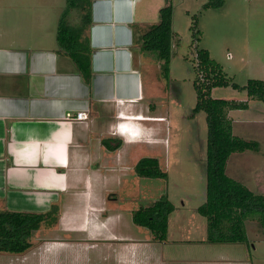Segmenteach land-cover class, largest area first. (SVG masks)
<instances>
[{
  "label": "crops",
  "instance_id": "0c3cea01",
  "mask_svg": "<svg viewBox=\"0 0 264 264\" xmlns=\"http://www.w3.org/2000/svg\"><path fill=\"white\" fill-rule=\"evenodd\" d=\"M149 13L145 0H93L90 83L59 51L50 30L36 37L45 42L43 47L20 36L7 41L0 33V212L52 210L44 222L53 223L50 228L88 237H40L38 246L10 257L12 262L84 264L83 252L107 245L126 250L119 259L136 264L149 248L115 232L112 225L121 215L108 212L109 201L116 200L110 184L123 181V173L110 166L124 165L126 146L165 141L155 123L167 122L169 116L149 102L162 95L161 86L165 89L161 71L156 77L152 73L160 67L159 58L142 61L141 53L154 52L133 50L135 38L157 23L156 13ZM35 23L48 25L42 18ZM80 111H87V120L74 119ZM112 135L125 143L113 151L103 144Z\"/></svg>",
  "mask_w": 264,
  "mask_h": 264
},
{
  "label": "rangeland",
  "instance_id": "374dc122",
  "mask_svg": "<svg viewBox=\"0 0 264 264\" xmlns=\"http://www.w3.org/2000/svg\"><path fill=\"white\" fill-rule=\"evenodd\" d=\"M145 1L149 5V17L156 13V22L161 8L172 6L174 36L170 73L168 77L162 75V61L159 59L160 67L152 73L156 77V73L161 71L159 77L165 89L161 86L162 95L148 99L157 112L169 116V121L155 123L160 125V135L164 134L161 136L165 139L162 144L127 145L124 165L110 166L111 171L123 173V181L110 184L116 192V200L109 201L108 212L121 215L112 228L118 234L149 247L144 251V257V252L139 251L142 253L136 264H264V226L256 219L245 223L248 242H207L208 220L199 212L207 198V113L194 112L197 103L194 86L197 50L205 48L239 86L217 87L212 96L248 102V108L235 109L233 116L229 110L228 116L235 136L257 143V149L251 147L233 153L227 162V173L254 192L264 193V102L249 99L245 89L252 78L264 80V0H224L222 6L208 8L205 4L209 0ZM66 4L67 0H0V33L7 41L20 36L26 39V43L43 47L45 42L36 37L39 34L44 37L50 30L54 42L58 43L57 28ZM72 15L76 18L77 12L73 11ZM38 18L48 25L35 23ZM51 28H54L53 32ZM86 33L90 35V27ZM141 45L139 36L133 42V50H141ZM140 55L142 61L151 59L155 63L153 55L157 54ZM120 138L124 142V138ZM144 156L157 157L168 176L137 175L134 166ZM161 197L168 198L174 204V210L169 216L167 239L155 241L151 239L150 230L134 223L133 213ZM51 224L43 223L40 230L32 234L30 250L39 245L40 241L36 240L40 237L88 240L86 234L59 232L55 227L50 228ZM125 253L126 250L123 252L121 248L100 245L87 249L80 255V260L84 264H127L119 259ZM21 255L0 252V264H11L10 257ZM34 263L36 260L26 264ZM12 264L23 263L14 261ZM128 264L135 263L131 260Z\"/></svg>",
  "mask_w": 264,
  "mask_h": 264
},
{
  "label": "trees",
  "instance_id": "16d2710c",
  "mask_svg": "<svg viewBox=\"0 0 264 264\" xmlns=\"http://www.w3.org/2000/svg\"><path fill=\"white\" fill-rule=\"evenodd\" d=\"M93 0H67L59 19L57 42L59 51L69 57L87 83L92 78V49L86 33L92 24ZM224 0H209L205 7H220ZM77 16L73 18L72 12ZM172 6L161 8L159 21L146 27L140 33L141 49L154 52L162 61V75L168 77L172 56ZM198 64L194 86L197 103L194 112L205 111L208 124L207 144V198L199 207V212L207 217L209 243L248 242L246 221L258 220L264 226V193H256L239 180L228 175L226 167L231 155L244 151L257 143L235 136L229 110L248 108L247 101L214 98L212 90L216 87L239 86L224 71L223 66L211 57L205 48L197 50ZM199 74L202 77H199ZM249 99L264 102V80L252 78L245 86ZM116 141L114 144L113 142ZM109 150H116L123 139L109 137L103 139ZM135 173L144 177H167L157 157H141L134 166ZM174 204L161 197L149 206L139 208L133 213L136 225L151 231V239L165 241L168 222ZM52 210L46 213H25L19 211L0 212V252L24 254L33 244L34 231L48 221ZM56 219V218H55Z\"/></svg>",
  "mask_w": 264,
  "mask_h": 264
},
{
  "label": "built area",
  "instance_id": "2783aa9c",
  "mask_svg": "<svg viewBox=\"0 0 264 264\" xmlns=\"http://www.w3.org/2000/svg\"><path fill=\"white\" fill-rule=\"evenodd\" d=\"M74 119H76V120H87L88 119L87 111L78 112Z\"/></svg>",
  "mask_w": 264,
  "mask_h": 264
},
{
  "label": "bare ground",
  "instance_id": "6f19581e",
  "mask_svg": "<svg viewBox=\"0 0 264 264\" xmlns=\"http://www.w3.org/2000/svg\"><path fill=\"white\" fill-rule=\"evenodd\" d=\"M123 130H124V134H126V135H129L130 133H129V130H125V128H122ZM131 129V128H130ZM123 130H121V131H123ZM127 138V137H126ZM131 138V137H130ZM128 139V138H127Z\"/></svg>",
  "mask_w": 264,
  "mask_h": 264
},
{
  "label": "clouds",
  "instance_id": "9594fccd",
  "mask_svg": "<svg viewBox=\"0 0 264 264\" xmlns=\"http://www.w3.org/2000/svg\"><path fill=\"white\" fill-rule=\"evenodd\" d=\"M120 128H121V126H120Z\"/></svg>",
  "mask_w": 264,
  "mask_h": 264
}]
</instances>
